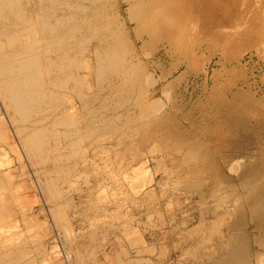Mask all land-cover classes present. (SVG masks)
<instances>
[{
	"label": "rangeland",
	"instance_id": "374dc122",
	"mask_svg": "<svg viewBox=\"0 0 264 264\" xmlns=\"http://www.w3.org/2000/svg\"><path fill=\"white\" fill-rule=\"evenodd\" d=\"M65 1L71 2L43 4L59 15ZM77 3L84 7L77 17L92 9L97 16L73 38L57 33L67 40L72 63L62 73L48 70V79H64L54 100L22 118L0 105V264H258L264 256V165L256 177L251 170L257 155L264 160V138L243 145L240 137L264 131L259 39L249 48L237 46L232 56L225 45L208 47L215 40L208 35V45L197 21L201 33L191 37L201 39L191 38L193 48L201 42L208 48L201 46L192 62L155 33L136 40L140 29L127 16V0ZM105 44L111 59L104 57ZM247 55L257 63L244 64ZM96 56L103 59L98 66ZM130 63L133 70H127ZM180 64L189 68H176ZM147 75L154 85L148 86ZM69 100L80 104L74 122L59 124ZM30 127L42 131L48 148L35 159L26 157L18 139Z\"/></svg>",
	"mask_w": 264,
	"mask_h": 264
},
{
	"label": "bare ground",
	"instance_id": "6f19581e",
	"mask_svg": "<svg viewBox=\"0 0 264 264\" xmlns=\"http://www.w3.org/2000/svg\"><path fill=\"white\" fill-rule=\"evenodd\" d=\"M44 1L45 0H25V2H23V0H0V105L5 109L12 110L16 114H18V116L20 118L24 117L27 114V112L30 110L40 111L42 103H46L50 100H54V98L56 97L54 88L57 87L58 85H60L64 79H62V80L57 79V78L48 79V70H50L51 68H56V70L59 71V73H62L63 71H60L61 68L63 66H67L68 64L72 63L70 60V56L65 49V46L67 45L66 39L73 38L74 34L76 32H78L81 28L89 27L90 25H93L95 22L96 16H97L96 11L94 9H92V13L82 14L81 16L79 15V17H77L76 12L82 11L84 9V7L81 4L77 3L78 0H71L70 3L65 1L64 4H65V7L67 8V10H65V12L63 14H59V15H57L55 13L48 12V8L46 7V5L43 4ZM114 2H116V1H114ZM127 3L129 6V9H130L129 15L133 14L132 12H134V15H131L132 17L129 15H127V16L130 17V19L132 18L137 29H140L139 34L135 33L134 38H136V40H139V39L143 40L142 38H144L148 35L150 36L153 33H155V34H157V37L159 36L164 41H166L171 46V48L173 47L175 49V52H177V53L183 52L182 54H183L184 58H192L193 60L190 59L192 62L195 59L194 56H195L196 51H199L201 46H203L202 49L204 50V48H206L209 44H212V42L214 40H215V43H213L211 46L209 45L208 47H212L214 44H216V46L218 45L219 49H220L221 48L220 45L221 46L225 45L222 47V48L225 47L224 48L225 51H224V49H223V51L227 52V50H228V53H230L232 51V53H230V54H232V56L233 55L236 56V54H235L236 49L235 48L237 46L247 45L250 42L254 43V42H257L259 39L260 42L259 41L258 42L260 44L258 42L257 43L262 48L261 50L259 49V51L263 50V53H264V41H263L264 40V0H127ZM197 21L200 23V26H203L202 27L203 30L199 29L200 26H198L199 24L197 23ZM195 23H196V25H195ZM197 26L201 32L204 31L202 33H204V34L206 33V35H207L206 39H208V35H209L210 37L213 38V40H212V42H210L209 41L211 39L210 38V39H208V42H207L208 45H207V43L205 44V43L201 42L198 45L196 44L197 46L193 48V39L195 40L196 37L195 38L191 37V35L194 31H195V33L197 32L196 31L197 29H195V27H197ZM102 28H104V26H102ZM199 30L197 33L200 34L201 32ZM136 32H138V31H136ZM141 32H143V33H141ZM57 33H60V35L62 37L63 36L66 37V39H63ZM111 34H113V33H111ZM206 35H204V37ZM193 36H195L194 33H193ZM196 36H197V34H196ZM262 37H263V39H261ZM191 38H193V39H191ZM156 39H155V41H156ZM200 39H198V41L195 40L196 43L200 42ZM104 40H105V38H104ZM152 40L153 39H151V37H150V41H152ZM203 41H205V40H203ZM100 42H102V41H100ZM257 43H254V44L257 45ZM226 44L228 47L226 46ZM254 44H252V45H254ZM99 45H100L99 43L97 45L95 44L94 48L99 47ZM248 45L246 46V48H249ZM216 46H213L212 49H214V47L216 48ZM254 46H253V48H254ZM149 47H150V45H149ZM226 47H227V49H226ZM231 47L232 48L234 47L235 50L234 49L232 50ZM102 48L104 49V51L107 52L104 57H106L107 54H109V56H110L109 58L111 59L112 58L111 54H113V53H111L112 50L109 49V45L105 44L104 46H102ZM241 48H239V50L237 49L238 50L237 52H239ZM140 49H141V47H140ZM209 49L211 50V48H209ZM230 49H231V51H229ZM206 51H208V49H206ZM233 51H234V53H233ZM49 52H52L53 54H55V57L54 58L48 57ZM93 53H94V51H93ZM104 54H105V52H104ZM221 54H223V53L220 52V55ZM202 55H203V52H202ZM223 55H222V59L224 57ZM92 56H94V55H92ZM132 57H133V55H132ZM102 58H103V56H102ZM220 58L221 57H219L218 59L220 60ZM234 58L235 57H233V58L231 57V59H234ZM113 59H114V57H113ZM227 59L228 58L226 57V60ZM236 59H235V61H236ZM102 60L103 59H100L99 56H96V59H94L93 61L96 62L97 66H98L101 64L100 61H102ZM223 60H225V58ZM263 60H264V58H263ZM114 61H116V60H114ZM127 62H129V61H127ZM118 63H120V62H118ZM183 65L180 64L176 68L183 66ZM184 67L189 68L186 65H184ZM200 67H201V64H200ZM232 67H234V66H232ZM119 68H120V71L123 70V68H121V67H119ZM132 68L133 67L131 64V68L129 67V68H127V70H129V69L133 70ZM196 69H198V68H196ZM221 69H222V67H221ZM125 70H123V72H119V73H121L120 75L123 74L122 79H123V77L126 76V75L124 76ZM96 71H97V69H96ZM64 75H65V79H67V78L71 79V77H72V75L69 73H67V75L66 74H64ZM149 76L147 77L148 79L145 77L146 81L148 80L147 81L148 83L149 82L152 83L148 86L154 85L153 84L154 82H152V81H154V79H151L152 76H151V78ZM238 76H239V74H238ZM127 77H125V78H127ZM233 77H235V76H233ZM119 78L120 77H118V81H119ZM149 78H150V81H149ZM127 79H129V78H127ZM212 79L213 78H211V80ZM215 80H217V79H215ZM261 80L263 81V77L261 78ZM75 81H77L76 77H75ZM146 81H145V84L147 85L148 83H146ZM259 81H260V79H259ZM124 83H123V85H124ZM229 87H230V85H229ZM118 89H119V87H118ZM248 89H249V87H248ZM163 92H164V90H163ZM232 99H234V98H232ZM235 100H236V98H235ZM243 100H245V99H243ZM237 102L239 103V101H237ZM252 102H253V100H252ZM255 102H256V99H255ZM153 103H155V102H153ZM78 104H79V102H78ZM78 104L76 106V104L73 102V100L67 101L66 106L64 107V109H62L63 111L60 112V116L58 117L59 120H57V123H59V124L61 123L63 125H70L71 124L70 120L74 122L71 114L76 112V109L78 108ZM221 104H223V102L220 103V105ZM231 104L225 102L224 106L226 105L227 109L231 108L232 110H233V108H236L234 105H231ZM256 105H261V104L257 103ZM81 106H82V104H81ZM261 106H263V105H261ZM258 107H260V106H258ZM148 109L150 110V108H148ZM152 109H154V108H152ZM241 109H240V114H241V111L243 110V109L242 110ZM224 110H226V109H224ZM226 111H228V110H226ZM233 111H237V110L235 109ZM243 111H242V113H244ZM231 113H232V111H231ZM228 114L230 115V113H228ZM226 115H224V116H226ZM234 115H236V114H234ZM224 116H223V118H224ZM244 116L245 115L243 114V117ZM166 117H167V114H166ZM200 117H202V116H200ZM149 118L152 120V117H149ZM232 118L233 117H231V119ZM259 118H260L259 119L260 124L262 125L260 130H262V128L264 129V112L260 113ZM153 120H155V119L153 118ZM237 120H239V119H237ZM231 123H233V122H231ZM237 123H238V121H237ZM240 123H238L237 125L239 126ZM248 124H250V123L248 122ZM1 125H2V123L0 122V133H4V131L1 132V130H2ZM202 125H203V123H202ZM231 126H233V125H231ZM142 127H144V126H142ZM216 127H219V126H216ZM246 127H247V125H246ZM25 128H27V127H25ZM248 129H250V128H248ZM23 130H22V132H25V135L23 136V138H18V139L20 140V143L22 145V149H23L26 157H28V158L34 157V159H35V157L39 153L41 154V153L48 152V148H46L44 146V141H43L44 140L43 139L44 134L42 135V131L39 128L30 127L29 129H26L25 131H23ZM253 132H255V134L252 133L249 135V134L244 133L243 136L240 137L242 139L243 145H245V144L247 145L248 143H254L257 145L258 140H260L262 137L264 138V131L263 132L261 131L260 135L258 132H256V129ZM15 133H16V131H15ZM250 133H251V131H250ZM44 138H45V136H44ZM232 145H238V144L236 143V141H233ZM10 148H12V147L10 146ZM3 152H5V150ZM237 152H238V150H237ZM257 156H258V158L256 157L257 160H256L255 167L253 170H251L252 171L251 174L255 175V177L257 174H259L262 171V168L264 165L263 164V161H264L263 158L259 155H257ZM44 158H45V156H44ZM37 159H39V158H37ZM249 176H251V175H249ZM0 186H1V183H0ZM6 187H7V185H6ZM1 193L2 192L0 191V204H2V202H3V196ZM15 193H16V191H15ZM0 210L2 211V209H0ZM263 214H264V212H263ZM260 216L261 215H259V217ZM261 217L263 218V221H264V216H261ZM3 219H4V216H3ZM0 223H2V218L0 219ZM262 225H263V223H262ZM262 227H261V229L263 231ZM0 229H2V227ZM2 234H3V231H2ZM1 237H2V235H1ZM6 237H8V236H6ZM3 239H5V238H3ZM0 244H2V243H0ZM262 244H264V243H262ZM258 262L260 264H264V256L260 257ZM258 262H256V263H258Z\"/></svg>",
	"mask_w": 264,
	"mask_h": 264
},
{
	"label": "built area",
	"instance_id": "2783aa9c",
	"mask_svg": "<svg viewBox=\"0 0 264 264\" xmlns=\"http://www.w3.org/2000/svg\"><path fill=\"white\" fill-rule=\"evenodd\" d=\"M255 59V60H254ZM244 61H245V63L244 64H246V63H251L252 65H254L255 63H257V58L255 57V56H253V55H247L246 56V58H244Z\"/></svg>",
	"mask_w": 264,
	"mask_h": 264
}]
</instances>
